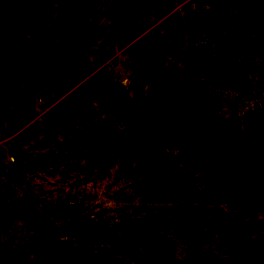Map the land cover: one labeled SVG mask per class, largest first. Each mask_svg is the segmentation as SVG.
Wrapping results in <instances>:
<instances>
[{
    "label": "rangeland",
    "instance_id": "obj_1",
    "mask_svg": "<svg viewBox=\"0 0 264 264\" xmlns=\"http://www.w3.org/2000/svg\"><path fill=\"white\" fill-rule=\"evenodd\" d=\"M178 97L214 161L170 139ZM0 264H264V0H0Z\"/></svg>",
    "mask_w": 264,
    "mask_h": 264
},
{
    "label": "trees",
    "instance_id": "obj_2",
    "mask_svg": "<svg viewBox=\"0 0 264 264\" xmlns=\"http://www.w3.org/2000/svg\"><path fill=\"white\" fill-rule=\"evenodd\" d=\"M76 76V74H75ZM83 76V75H82ZM77 74V79L82 77ZM81 87L84 88L86 94L91 97L94 101H96L99 105L111 109L112 112L116 114H121L125 117V122L128 124H132L141 130V135L143 138H146V143H148L155 150L157 147L162 146L163 144L170 145L169 143H159L163 139V137H167L169 134L167 129L170 127H166L167 129H163L161 125H151L150 116L140 114L134 107L132 102L127 98L124 92L122 91H114L109 89L106 84V78L103 73L100 71L95 72L91 76H88L81 83ZM175 116L180 117L178 121L183 123V127H185L186 133L184 134L180 130H176V135L170 137L177 143L178 150L181 153H187V157H197L208 161H214V155L217 152L221 151V143H219V134L215 131L216 135L207 136L206 138L202 137L204 135L203 130L199 127L200 124V113L196 108L188 104V101L183 97H178L174 102ZM212 119V118H211ZM214 122L215 119H212ZM142 126V128H140ZM214 127V126H213ZM155 137V138H154ZM215 142V143H214ZM218 145L216 152L213 151L211 146ZM220 146V148H219ZM210 151L213 155L209 156L207 152ZM222 158L224 156L225 161L220 159L219 162L229 164H225V169L228 168L229 171H237L238 180L241 176V172H243L244 168H240L238 165V159H234L233 157H226V154L219 153ZM243 162L241 161V164ZM221 164V163H220ZM237 184V181H232Z\"/></svg>",
    "mask_w": 264,
    "mask_h": 264
}]
</instances>
